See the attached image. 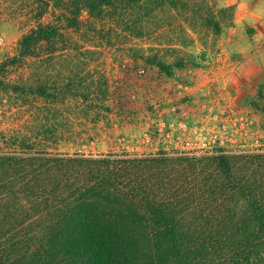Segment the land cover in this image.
<instances>
[{"label":"rangeland","instance_id":"obj_1","mask_svg":"<svg viewBox=\"0 0 264 264\" xmlns=\"http://www.w3.org/2000/svg\"><path fill=\"white\" fill-rule=\"evenodd\" d=\"M161 1L0 0V153L264 149V0ZM38 23L59 34L13 63Z\"/></svg>","mask_w":264,"mask_h":264},{"label":"trees","instance_id":"obj_2","mask_svg":"<svg viewBox=\"0 0 264 264\" xmlns=\"http://www.w3.org/2000/svg\"><path fill=\"white\" fill-rule=\"evenodd\" d=\"M58 34L38 23L13 63ZM0 264H264V149L0 153Z\"/></svg>","mask_w":264,"mask_h":264}]
</instances>
